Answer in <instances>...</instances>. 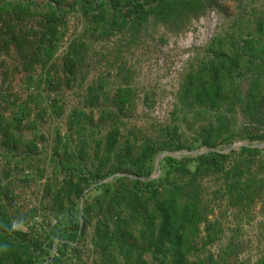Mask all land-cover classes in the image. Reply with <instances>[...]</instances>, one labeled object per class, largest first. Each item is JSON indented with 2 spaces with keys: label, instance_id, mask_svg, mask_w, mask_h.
Masks as SVG:
<instances>
[{
  "label": "rangeland",
  "instance_id": "obj_1",
  "mask_svg": "<svg viewBox=\"0 0 264 264\" xmlns=\"http://www.w3.org/2000/svg\"><path fill=\"white\" fill-rule=\"evenodd\" d=\"M7 1L32 2L35 7L29 18H16L15 14L9 18L8 13L0 17V114L35 156L33 164L23 162V158L17 160L18 166L11 168L12 180L3 178L7 167H0V194L11 213L18 217L35 212L26 223H17V228L26 231L33 225H57L60 220L48 209L54 191L47 195L45 190L58 176L55 162L75 156L83 172L95 171L103 157L99 144L113 128H118V156L126 153L127 144L139 148L151 141L159 146L150 179L166 175L161 169L166 157H189L192 172L204 170L196 181L209 222L200 227L197 250L189 257L192 262L210 264L209 258H213L214 264H264V140L248 137H264V125L246 120L231 91L218 109L184 103L179 95L184 79L209 56L212 44L222 40V47L231 52L244 44L264 14V0L207 3L199 13L170 23L151 17L136 37L127 31L108 32V11L105 18H98V12L83 10L81 0H59L63 18L57 50L51 60L35 64L30 63V54L39 51L37 40L44 30L43 15L52 0ZM10 27L27 38L23 51L9 44ZM235 77L240 91L245 93L252 73L242 68ZM127 88L132 90L130 104L119 111V91ZM219 111L234 119L231 128L236 138L216 147L201 146V128L215 123ZM22 113L26 115L23 123L16 126L14 119ZM2 122L0 119L1 125ZM0 136L4 142L6 134L0 132ZM243 147L258 152L242 154ZM216 164L225 170L216 168ZM236 164L245 170L242 180L251 179L257 189L254 199L239 205L233 203L225 186V173ZM29 165L34 166V172ZM118 165L113 158L103 174ZM167 177L169 182H189V177L178 171ZM136 179L130 172L116 171L85 190L76 200L75 210L61 218L52 252H57L59 240L75 224H85L80 242L71 244L65 253L72 264H100L94 236L103 218L101 207L109 192ZM228 182L235 183L234 178L230 176ZM232 194L236 196L237 192ZM208 234L215 237L213 242L207 243ZM146 259L156 264L150 255Z\"/></svg>",
  "mask_w": 264,
  "mask_h": 264
},
{
  "label": "trees",
  "instance_id": "obj_2",
  "mask_svg": "<svg viewBox=\"0 0 264 264\" xmlns=\"http://www.w3.org/2000/svg\"><path fill=\"white\" fill-rule=\"evenodd\" d=\"M219 1L81 0V6L86 13L98 12V18H105L108 11L111 17L108 26L105 27L108 32L127 31L136 37L151 17L164 23L183 20L191 13H199L205 4L217 5ZM33 8L35 7L32 2L26 4L22 1L13 3L3 0L0 1V17L8 13L9 18L13 14L16 18H29L33 16ZM62 9L59 0H52L48 5L42 19L44 30L37 40L39 51L30 54L31 64L46 59L49 61L54 56L61 38L59 27L62 24ZM10 34L9 44H16L22 51L27 48V38L12 28ZM7 45L8 43L5 44L6 47ZM70 55L67 57L68 60ZM66 66L73 67L67 63ZM242 68L252 73L249 88L245 93L240 91L235 77ZM229 91L237 97L246 120L264 125V14L257 19L250 37L238 49L227 51L222 47V40L212 44L209 56L197 63L184 79L179 95L184 103L196 102L209 109H218L226 102ZM119 92L116 104L119 111H122L130 104L132 90L120 89ZM25 116V113H22L15 117L14 124L21 126ZM216 116L215 123L201 128L198 139L201 146L216 147L236 138L231 128L234 119L220 111ZM0 119L4 123L0 124V132L6 134L1 146L7 148L9 153L16 154V147L24 146V141L11 131L13 126L7 123L3 114H0ZM164 134L165 132L162 136ZM119 135V129L113 128L99 144V147L103 148V157L95 171L83 172L75 156L68 160L57 159L54 165L55 173L62 179L55 175V183L52 186L47 184L45 188L47 195L54 191L48 209L60 220L57 221V225L53 226L50 223L41 224L39 227L33 225L26 231L13 227L15 222L26 223L35 212L14 216L0 194V264H72V260L67 258L65 252L71 244L80 242L85 224L83 226L75 224L66 232L59 240L57 252L54 254L52 250L56 247L61 218L75 210L76 200L82 197L92 184L121 170L130 172L137 179L131 184L109 192L101 207L103 218L96 227L94 236V244L100 254V264H150L146 255H150L152 263L156 264H195L189 257L197 250L196 240L200 235L201 225L209 222L202 190L196 181L204 170L192 172L188 167L191 160L189 157L183 159L166 157L161 162V169L166 175L159 179H150L154 157L160 150L159 146L151 141L144 142L139 148L127 144L124 150L126 153L118 156L115 148ZM248 137L252 140H264L263 136L258 135ZM185 148L188 149L187 146ZM241 150V153L246 155L258 152L247 147ZM31 151V148H26V155L29 156ZM113 158L119 161V165L116 169L110 168L103 174L105 167ZM19 163L17 160L14 161L15 166ZM215 166L225 170L218 164ZM173 171L188 176L189 182L185 184L169 182L167 175ZM244 174L245 170L241 164H236L225 173L226 189L236 205L242 204L245 200L251 201L257 195L254 186L256 184L253 185L252 180L248 178L243 181ZM8 175L6 172L4 176ZM230 176L234 178L235 183L228 182ZM142 178L148 181H143ZM251 188L255 189V192ZM234 191L237 192L236 196L232 194ZM247 192H250L249 196L246 195ZM208 238L207 243H210L215 237L208 234ZM209 259L210 264H214L213 258Z\"/></svg>",
  "mask_w": 264,
  "mask_h": 264
},
{
  "label": "crops",
  "instance_id": "obj_3",
  "mask_svg": "<svg viewBox=\"0 0 264 264\" xmlns=\"http://www.w3.org/2000/svg\"><path fill=\"white\" fill-rule=\"evenodd\" d=\"M2 139H3L2 136H0V167H5L6 166L7 168H5V171L7 173H9L8 177L4 176L6 172L4 174H2V176H3V178H6L7 180H12L13 179V175H14V171H11V168L13 170V168L15 167L14 166V161L15 160H19V158L20 159L23 158L24 159L23 162H26V161H30L31 162L32 161L31 163L33 164V161H35V160H32V158H34L35 156L32 155V153H29V156H27L26 155L27 154L26 153V148L24 146H20V145L16 147V154L9 153L7 148H5L4 146H1V144L3 143ZM23 162H21V163H23ZM22 167L25 168V166H22ZM33 168H34V166H32V165L30 166L29 165V169H31L32 172H34ZM32 172H31V174H32Z\"/></svg>",
  "mask_w": 264,
  "mask_h": 264
},
{
  "label": "built area",
  "instance_id": "obj_4",
  "mask_svg": "<svg viewBox=\"0 0 264 264\" xmlns=\"http://www.w3.org/2000/svg\"><path fill=\"white\" fill-rule=\"evenodd\" d=\"M36 221L40 222L41 220H39V218H35ZM19 225L15 222L13 227L17 228Z\"/></svg>",
  "mask_w": 264,
  "mask_h": 264
}]
</instances>
